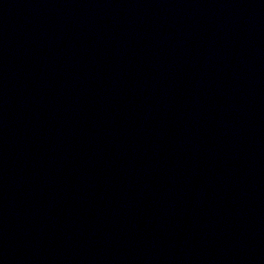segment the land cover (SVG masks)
<instances>
[{"label": "water", "instance_id": "water-1", "mask_svg": "<svg viewBox=\"0 0 264 264\" xmlns=\"http://www.w3.org/2000/svg\"><path fill=\"white\" fill-rule=\"evenodd\" d=\"M0 264H264V0H0Z\"/></svg>", "mask_w": 264, "mask_h": 264}]
</instances>
